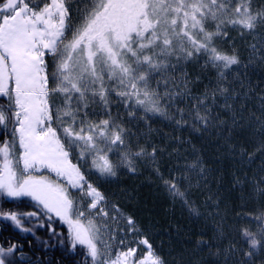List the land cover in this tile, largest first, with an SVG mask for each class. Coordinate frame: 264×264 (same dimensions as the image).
<instances>
[{
    "label": "snow or ice",
    "instance_id": "obj_1",
    "mask_svg": "<svg viewBox=\"0 0 264 264\" xmlns=\"http://www.w3.org/2000/svg\"><path fill=\"white\" fill-rule=\"evenodd\" d=\"M77 12L73 23L68 0H46L43 6L31 0H0V194L30 197L40 209L0 211V218L30 232L21 218L43 215L53 235L51 221L56 218L67 226L72 248L82 246L91 264H166L135 218L125 217L119 204L109 208L107 197L89 177L107 180L116 177L120 167L135 173L143 162L173 199L199 215L180 187L183 180L190 184L191 177L165 176L157 148L149 152L129 125L162 116L195 132L227 128L230 138L234 129L255 124L264 134V118L244 114L248 92H236L227 81V72L240 64L238 54L218 47L228 37L229 26L241 32L264 26V7L254 9L253 0H80ZM201 59L203 68L217 70V81L197 93L193 87L200 77L192 79L180 64H199ZM113 99L123 105L127 119L112 114ZM260 99L264 113V96ZM97 116L104 118H93ZM77 149L83 164L71 162ZM113 155L118 160L113 161ZM198 168L203 179L206 169L199 158L185 170ZM40 169L55 179L32 174ZM121 219L126 223L123 231L139 239L126 245L120 238L117 248ZM252 221L258 232L250 227ZM237 231L247 247L232 244L225 251L239 253L240 264H251L264 246V210ZM139 245L145 251L138 256ZM18 250L16 244L0 246V264H12L6 258Z\"/></svg>",
    "mask_w": 264,
    "mask_h": 264
},
{
    "label": "trees",
    "instance_id": "obj_2",
    "mask_svg": "<svg viewBox=\"0 0 264 264\" xmlns=\"http://www.w3.org/2000/svg\"><path fill=\"white\" fill-rule=\"evenodd\" d=\"M262 7L264 0L262 3L258 1L255 6L256 9ZM253 35L257 37L253 38ZM230 37L234 40V46L225 51H235L240 64L232 66L227 72L229 87L238 93L248 92L245 116L253 114V119L256 116L264 118L260 99L264 96V53L257 59L258 53L255 51L250 56L252 51L249 50L254 40L260 38L264 43V26L258 25L251 32H241L236 28ZM51 70L50 67L49 71ZM199 71L202 72V78L197 89L204 90L205 86L215 85L217 71L211 68ZM2 103L4 101L0 100V104ZM236 108L239 109V102ZM158 117L154 116L152 122ZM222 118L227 116L222 113ZM159 125H162V131L168 134L166 138L169 140L182 139L187 160L177 167L173 162L168 166L164 159H157L158 165L165 176L191 177L190 184L183 180L180 187L181 190H186L187 199L198 210L199 215L190 212L189 207L181 200L173 199L152 167L141 162L137 165V171L132 174H148L149 178L163 187L164 191H161L165 199L152 206L153 212L136 218L142 234L147 236L166 264H240L243 257L239 253L232 254L225 250L232 244L241 250L247 247L237 230L241 226H248L251 216L264 210V150H261L264 134L257 130L258 126L255 124L234 129L230 138L227 128L223 131L209 128L207 131L195 132L191 127H178L174 120H160ZM141 137L138 138L139 141ZM2 140L3 137L0 136V141ZM229 144L233 146L231 149ZM196 158L203 162L206 169L203 179L198 175L199 168L196 172L185 170L186 165ZM134 184L135 181L123 188L126 192H135L137 195L140 190ZM156 194L162 197L161 194ZM0 211L28 213L40 212V209L31 200L8 199L0 194ZM163 211H168L167 216L162 217ZM21 222L32 231H21L13 222L0 218V246L7 249L16 244L19 248L6 258L12 264H66L68 261L69 264H91V258L86 256V250L82 246L72 248L67 227L57 219L53 218L51 221L56 235L48 228L49 222L43 215L39 218L24 216ZM41 223L44 226H39ZM250 227L254 232L259 231L255 221L251 222ZM218 250L219 255H216ZM263 263L264 246H261L256 250L251 264Z\"/></svg>",
    "mask_w": 264,
    "mask_h": 264
},
{
    "label": "bare ground",
    "instance_id": "obj_3",
    "mask_svg": "<svg viewBox=\"0 0 264 264\" xmlns=\"http://www.w3.org/2000/svg\"><path fill=\"white\" fill-rule=\"evenodd\" d=\"M263 54H256L257 59L261 58ZM51 57V56H49ZM53 59V58H52ZM51 60V58H48V62ZM211 70H215L211 68ZM200 73H202L201 71H199ZM200 79L202 78L201 76H199ZM198 84V83H197ZM197 85H195V87H193V91L194 92H202L203 90L197 89L196 88ZM181 106V104H180ZM190 107V105H187ZM217 111H222L219 107L217 108ZM115 113H119L121 115L122 110L116 109ZM115 113H113V115H115ZM160 120L162 122H166L169 119H166L162 116H159L158 118H155V122H152V120H149V123L146 125V129L143 128V130L148 131L146 134L149 133V136H145V138H149V141L147 139H145L144 137L140 138V143L141 144H145L148 148V151L151 152L152 151V147H156L157 148V159H164L165 161H167L168 166H170V163H175L177 167H179V165L181 166V164L185 161L182 160L181 162L176 161L175 157H173V155L171 154V150L173 145V140H169L168 138H166L168 136V134L166 132L163 133V127L162 125H159ZM150 128V130H149ZM170 128V127H169ZM172 129V128H171ZM139 138V137H138ZM178 139V138H175ZM181 139V138H180ZM182 140V139H181ZM134 143L136 142V140L134 139L133 141ZM157 143V144H156ZM184 144V142H183ZM164 145V150H162V148H160L161 146ZM185 145V144H184ZM72 162V161H71ZM74 163V162H72ZM150 168V166H148ZM34 174H43V173H48L50 176L54 177L53 173L48 172L47 169H40L39 171H33ZM137 179L135 180L136 184L135 188H139L140 193H138L136 195L135 192H125L123 193L125 196L121 198H119L117 200L118 197V189L119 186L118 184L116 186H112L107 188L106 191V196L108 197H112L114 199V203L113 204H119V206L123 209V212L125 214V216L127 215H131L135 218L138 217L140 218L139 215H146L149 214L150 212H153V208L152 206H154V204H160L162 201L164 202V198H163V192L161 190H163V187L160 186L159 184H157V182L151 178L148 177V174H143L139 179L138 176H136ZM159 185V186H158ZM164 191V190H163ZM73 192H77L76 190H73ZM159 193L162 195V197H158ZM122 195V194H121ZM168 211L165 212L163 211L162 213V217H164L165 215L167 216ZM137 222V226H138V221ZM142 234V232H141ZM143 236H146L144 233L142 234ZM147 237V236H146ZM143 246V245H142ZM141 248V247H140ZM144 249V246H143ZM140 249V252H142L141 254H144L145 249ZM140 255V253H139ZM138 255V256H139ZM70 261H68L66 264H69ZM264 264V263H263Z\"/></svg>",
    "mask_w": 264,
    "mask_h": 264
},
{
    "label": "rangeland",
    "instance_id": "obj_4",
    "mask_svg": "<svg viewBox=\"0 0 264 264\" xmlns=\"http://www.w3.org/2000/svg\"><path fill=\"white\" fill-rule=\"evenodd\" d=\"M258 1L260 3H262V0H253V8L254 9H256L255 6L258 5ZM238 28L239 27H237V29ZM227 31H228V37L226 39H223L222 38V41L221 42H218V47H220L223 50L230 49V46H234V43H233L234 40L230 37V35L233 32L236 31V28H231L229 26L228 29H227ZM255 37H257V36L256 35H253V38H255ZM254 46H255L256 53H258V54L264 53V43L259 38L257 41L254 40L253 42H251V46L249 47V50L252 51V53L250 54V56L253 55L254 52H255L254 51ZM48 58H51V60L49 61V65H50L51 68H53L54 67L53 59H52V57H48ZM203 65H204V60L203 59L200 60L199 64L193 62V63H188L187 65H185L183 62H181L180 69H181V71H186L192 79H195L197 76H201L199 70L200 69H203ZM208 68H211V67H208ZM175 75H176V77H179L180 76V72H177ZM153 86H155V81H153ZM160 91H161V93L164 92L163 87H161ZM185 106H186V104H182L180 107H185ZM112 108L114 110L113 111L114 113H115V110L116 109H119L120 108L122 110L121 117L127 119L123 105L118 104V102H117L116 99H113L112 100ZM169 111L170 112H174L175 111V107L172 108V109H170ZM115 115H116V113H115ZM141 115H142V113H141ZM148 123H149V121L145 122V121H142L141 120V121H139V123H137V121H132L129 126L131 127V129H132L133 132H135V133L138 134V137H141L142 136V137L145 138V136H149V133L146 134L148 131L143 130V128L146 129V125ZM55 126L56 125H54V127ZM145 139H147L149 141V138H145ZM173 144H176V145H173L172 150H171V154L173 155V157H175L176 161L181 162L182 160H187V157L185 155V152L186 151L184 150V145H183L182 140L180 138L174 139L173 140ZM160 148H162V150L165 151L163 149L164 148V145L161 146ZM142 165H144V164H142ZM117 176L121 179L120 182L118 183V186L120 188V190L118 189V197H117V200H118L119 198H121V196L122 197L125 196L123 193H125L126 190L123 187L126 186L127 184L130 185L131 182H134L137 179L136 176H139L138 179L141 176L140 175H136V174H132L125 167L118 168V170H117ZM130 179L132 180L131 182H130ZM74 193L76 194V197H79V193L78 192H74ZM23 198L33 201L30 197H20L18 199H23ZM8 199H11V198H8ZM14 200H17V199H14ZM108 205H109V208H110L112 204H108ZM113 227H117V225L116 224H113ZM124 229H126V223H125V220L124 219H121L119 221V226H118V231H117V238L114 241V246L117 247V248L119 247V240H120V238H125L126 245L128 244L129 241H133V240H138L139 239L138 236L127 235L126 232L123 231ZM131 246L132 247H136L137 245L136 244H132ZM140 249H143V246L142 245H139L138 255H139V253H140V255H142L141 254L142 252H140Z\"/></svg>",
    "mask_w": 264,
    "mask_h": 264
},
{
    "label": "flooded vegetation",
    "instance_id": "obj_5",
    "mask_svg": "<svg viewBox=\"0 0 264 264\" xmlns=\"http://www.w3.org/2000/svg\"><path fill=\"white\" fill-rule=\"evenodd\" d=\"M46 2V0H31V4L32 5H38V6H42L44 3ZM68 4L71 6V15L73 17V23H75L76 21V17L78 15V12H77V8H78V5L80 4V0H68ZM96 111H99L100 109H95ZM89 111H93V108H89ZM111 111H112V114L114 113L113 111V108H111ZM94 119H100V118H104L103 116H97V117H93ZM71 159L76 162V163H80V164H83L82 161H79V149L73 151L71 153ZM112 159L113 161H116L118 160V156L116 155H113L112 156ZM83 170L85 172L88 171L87 169V166H84ZM37 176V175H35ZM38 177H47V178H51L49 175L47 174H41V175H38ZM53 179V178H51ZM89 179L91 180L92 183L98 185V187L100 188V190L106 194V191L107 188L109 187H112V186H116L119 182H120V178L118 176L116 177H110V178H107V180L105 179H97V176L96 175H92L89 177ZM74 195L76 196V194L74 193ZM106 196V195H105ZM107 197V201H108V204H113L115 201L112 197Z\"/></svg>",
    "mask_w": 264,
    "mask_h": 264
}]
</instances>
